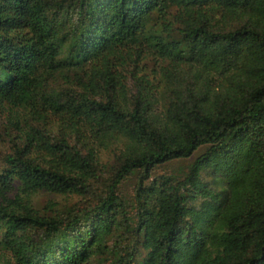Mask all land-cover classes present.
Returning <instances> with one entry per match:
<instances>
[{"label":"trees","instance_id":"trees-1","mask_svg":"<svg viewBox=\"0 0 264 264\" xmlns=\"http://www.w3.org/2000/svg\"><path fill=\"white\" fill-rule=\"evenodd\" d=\"M0 110V264H264V0H0Z\"/></svg>","mask_w":264,"mask_h":264},{"label":"rangeland","instance_id":"rangeland-1","mask_svg":"<svg viewBox=\"0 0 264 264\" xmlns=\"http://www.w3.org/2000/svg\"><path fill=\"white\" fill-rule=\"evenodd\" d=\"M0 112H1V110H0ZM2 115H1V113H0V117H1ZM4 145H6V144H4ZM7 146V145H6ZM6 146H0V156L3 154V152H5V150L7 149V147ZM189 162L190 161H187L186 163H178L175 167H177V168H179V170H180V167L182 166V169L184 170V168H186L187 166H188V164H189ZM0 168H1V163H0ZM42 197V196H41ZM47 199L45 198V197H42L41 198V202L39 203V205H41L44 201H46ZM43 201V202H42ZM58 204H64L65 206H66V204L68 203V202H64V200H61V199H58L57 201H56ZM68 206H70V205H67L66 207H68ZM61 207H64L63 205H58V207L57 208H61Z\"/></svg>","mask_w":264,"mask_h":264}]
</instances>
